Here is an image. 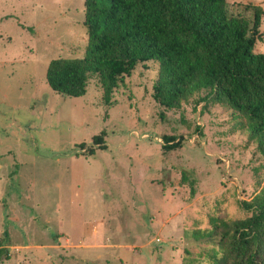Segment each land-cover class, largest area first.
Instances as JSON below:
<instances>
[{"label": "rangeland", "instance_id": "obj_1", "mask_svg": "<svg viewBox=\"0 0 264 264\" xmlns=\"http://www.w3.org/2000/svg\"><path fill=\"white\" fill-rule=\"evenodd\" d=\"M256 6L264 0H228L252 30ZM85 19L86 0H0V246L11 253L0 264L198 258L214 245L187 232L210 228L211 216L252 215L241 201L264 189L257 145L205 91L179 109L157 103L154 60L125 75L111 104L99 76L84 97L54 91L49 63L85 56Z\"/></svg>", "mask_w": 264, "mask_h": 264}, {"label": "trees", "instance_id": "obj_2", "mask_svg": "<svg viewBox=\"0 0 264 264\" xmlns=\"http://www.w3.org/2000/svg\"><path fill=\"white\" fill-rule=\"evenodd\" d=\"M263 14L256 6L252 30L251 21L230 15L228 0H86V54L52 60L47 81L57 93L79 98L99 76L104 101L111 104L125 75L154 60L160 64L153 92L157 103L179 109L205 91L202 98L229 111L234 129L257 145L264 161V53L256 51ZM176 139L165 137L168 144ZM94 142L102 145L103 137ZM191 185L195 195L196 181ZM241 206L252 215L211 216L210 228L187 232L214 246L198 258L188 251L184 264H264V189ZM4 260H11V253L1 245Z\"/></svg>", "mask_w": 264, "mask_h": 264}]
</instances>
